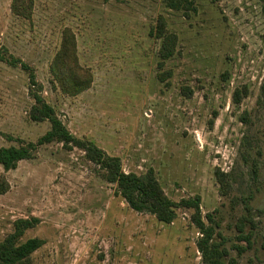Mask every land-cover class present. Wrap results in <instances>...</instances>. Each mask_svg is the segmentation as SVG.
<instances>
[{
  "label": "rangeland",
  "instance_id": "obj_1",
  "mask_svg": "<svg viewBox=\"0 0 264 264\" xmlns=\"http://www.w3.org/2000/svg\"><path fill=\"white\" fill-rule=\"evenodd\" d=\"M13 3L0 0V149L36 148L0 165V242L36 219L21 240L44 241L33 264H204L183 204L196 203L224 264H264V0H198L189 18L166 0H33L28 19ZM160 16L178 36L162 66ZM65 30L93 77L76 97L50 73ZM41 104L124 173L153 171L175 220L132 210L83 150L38 146L52 127L31 119Z\"/></svg>",
  "mask_w": 264,
  "mask_h": 264
},
{
  "label": "trees",
  "instance_id": "obj_2",
  "mask_svg": "<svg viewBox=\"0 0 264 264\" xmlns=\"http://www.w3.org/2000/svg\"><path fill=\"white\" fill-rule=\"evenodd\" d=\"M198 0H166L167 8L181 11L187 18L197 11ZM213 3L219 0H210ZM33 0H14L13 10L16 15L23 18H30ZM157 39L162 40L159 50L161 60L172 58L176 52L178 36L167 30L165 18L160 16L156 28ZM50 73L57 84V88L70 97H76L90 89L93 82L91 73L81 66L77 53L75 35L70 30H65L61 48L57 52L50 66ZM262 100L264 102V82L261 88ZM241 101V94L235 93V102ZM41 107H34L31 111V119L36 122L48 120L51 123V130L38 142V146L52 142L62 143L65 147H77L86 153L89 161L101 166L105 171V177L109 183L116 184L120 195L127 202L129 207L139 213L154 215L157 220L165 224H171L176 218L177 204L173 203L163 191L153 171L144 175L126 174L121 170L120 162L117 159L108 157L99 151L93 144L73 137L64 124L55 116L54 110L47 104ZM35 145L28 147H9L0 149V165L6 170H14L18 163L33 158ZM226 176L219 171L217 179L221 184L223 193L227 191ZM226 194V193H225ZM185 207L196 210L192 217V223L198 228L201 238L197 247L202 255L204 264H224L222 259L227 256L225 249H221L219 243L214 240V230L211 226L199 217V206L196 203H183ZM249 212V209H247ZM212 222L210 216L207 217ZM249 219L242 218L239 222V230L242 232L244 222ZM36 219L19 220L15 224L13 233L0 242V264H33L32 255L38 251L44 241L34 238L22 242V237L27 229L33 228Z\"/></svg>",
  "mask_w": 264,
  "mask_h": 264
}]
</instances>
